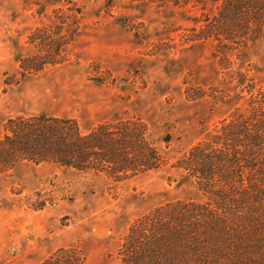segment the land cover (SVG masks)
<instances>
[{
	"label": "rangeland",
	"instance_id": "1",
	"mask_svg": "<svg viewBox=\"0 0 264 264\" xmlns=\"http://www.w3.org/2000/svg\"><path fill=\"white\" fill-rule=\"evenodd\" d=\"M250 1L0 0V264H134L141 216L205 199L174 160L264 91Z\"/></svg>",
	"mask_w": 264,
	"mask_h": 264
},
{
	"label": "trees",
	"instance_id": "2",
	"mask_svg": "<svg viewBox=\"0 0 264 264\" xmlns=\"http://www.w3.org/2000/svg\"><path fill=\"white\" fill-rule=\"evenodd\" d=\"M252 92L246 114L228 115L175 158L170 182L179 188L191 172L205 199L168 201L141 216L125 239L134 264H264V91Z\"/></svg>",
	"mask_w": 264,
	"mask_h": 264
}]
</instances>
